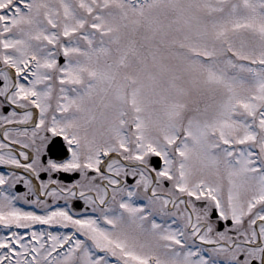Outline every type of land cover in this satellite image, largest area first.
<instances>
[{
	"label": "rangeland",
	"instance_id": "obj_1",
	"mask_svg": "<svg viewBox=\"0 0 264 264\" xmlns=\"http://www.w3.org/2000/svg\"><path fill=\"white\" fill-rule=\"evenodd\" d=\"M12 1L18 4L7 8ZM0 17L5 90L13 86L10 70L24 71L30 59L37 76L26 90L36 91L44 106L54 80L68 78L82 86L89 94L93 147L120 152L133 139L132 158L139 162L145 161L147 146L158 149L168 165L157 180L164 186L166 179L172 188L165 243L152 222L137 227L132 236L98 227L89 240L105 257L93 255L95 249L82 243L52 257L51 250L69 234L61 227L64 236L58 237L59 219L40 233L37 222L48 220L43 213L31 204L20 206L14 192H0V264L9 235L22 244V255L28 233L37 243L27 264H111L110 255L114 264H149L148 259L150 264H241L240 235L236 240L227 231L211 235V226L203 232L206 213L186 196L206 199L211 206L207 188L215 193L222 217L241 221L246 204L239 188L248 182L251 155L235 151V145L252 135L250 120L264 105V0H0ZM1 137L2 129L0 150L6 147ZM92 157L95 168L98 149ZM117 164L115 158L110 169ZM19 175L11 174L14 181ZM178 208L187 216L177 214ZM57 215L59 211L48 212ZM181 226L188 229L184 235ZM198 240H211L212 258L203 252L195 258L203 246ZM249 242L248 264L261 255L252 246L257 239Z\"/></svg>",
	"mask_w": 264,
	"mask_h": 264
},
{
	"label": "flooded vegetation",
	"instance_id": "obj_2",
	"mask_svg": "<svg viewBox=\"0 0 264 264\" xmlns=\"http://www.w3.org/2000/svg\"><path fill=\"white\" fill-rule=\"evenodd\" d=\"M14 70L17 73L11 74L12 89L9 87L5 90L8 85L5 81L1 85L4 91L0 94V110L4 115H1L0 125L3 126L0 129L3 130L1 138L6 147L0 150V169L4 174L0 192H14L17 194L13 195L19 205L31 204L37 212L43 213L48 220L37 222L41 228L52 226L53 220L58 218L56 226L65 227L77 236L81 235L84 238L81 240V246L85 249H95H91L93 253L100 249L96 250L89 238L93 239L98 227L112 230L116 236H132L137 227L142 224L148 227L152 222L156 230L160 227V242L165 243L171 200L169 192L172 188L166 179L163 181L164 186L157 180L159 173L164 169L159 171L151 165L152 154L143 150L144 162L132 158L135 140L130 139L128 150L115 151L118 164L114 170L110 169L112 161L107 162L103 169L98 167L100 162L94 168L95 159L90 156L95 155L96 149L99 156L103 147H93L92 144L94 132L90 134L92 125L89 124V94L86 90L82 86L71 84L68 78L63 83L54 80L44 106L39 94L36 91H27L29 88L23 82L16 89L19 70ZM30 93L36 95L40 106L39 122L36 124L33 122L34 112L30 110L31 105L28 102ZM99 109L100 107L97 111ZM9 114L14 117L6 119L5 116ZM252 126L253 137L251 135L235 146V151L241 149V153L251 155V163L245 169L249 172L246 174L248 182L242 183L243 187L239 188L241 195H245L246 204L241 221L237 223L228 217L224 218L220 212L218 217L214 218V207L210 206L206 199H196L190 195H187L186 199L195 203L203 214L206 213L203 232L211 226V235L227 231L233 240H236L237 234L240 235V244L244 245L243 253L239 256L241 264H248L246 258L249 254V238H256L257 242L252 246L260 250L261 255L259 258L253 257L250 262L264 264L263 113L255 119ZM129 134L134 136L132 132ZM20 163L27 165L19 166ZM13 173L21 174L16 181L13 180L14 176H11ZM154 173L156 179L153 178ZM17 185L21 191L16 190ZM179 189L173 187L175 194L180 192ZM51 211H59V215L48 216ZM176 213L183 214L182 209L178 208ZM197 217L199 227L201 219ZM218 220L225 223L231 220V224L219 229L221 225ZM198 241L202 243L201 247L213 249L211 240L209 243ZM227 243L224 244L226 247ZM7 249L8 245H5V256L1 262H18L21 246L12 244L9 245V250ZM8 254L10 258L5 260ZM110 257L113 258L111 255Z\"/></svg>",
	"mask_w": 264,
	"mask_h": 264
},
{
	"label": "bare ground",
	"instance_id": "obj_3",
	"mask_svg": "<svg viewBox=\"0 0 264 264\" xmlns=\"http://www.w3.org/2000/svg\"><path fill=\"white\" fill-rule=\"evenodd\" d=\"M111 160L108 161V163L110 162Z\"/></svg>",
	"mask_w": 264,
	"mask_h": 264
},
{
	"label": "water",
	"instance_id": "obj_4",
	"mask_svg": "<svg viewBox=\"0 0 264 264\" xmlns=\"http://www.w3.org/2000/svg\"><path fill=\"white\" fill-rule=\"evenodd\" d=\"M0 84H1V81H0Z\"/></svg>",
	"mask_w": 264,
	"mask_h": 264
}]
</instances>
